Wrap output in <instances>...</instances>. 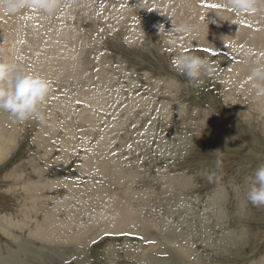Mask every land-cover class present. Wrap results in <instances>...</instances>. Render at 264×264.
Instances as JSON below:
<instances>
[{
  "label": "rangeland",
  "instance_id": "1",
  "mask_svg": "<svg viewBox=\"0 0 264 264\" xmlns=\"http://www.w3.org/2000/svg\"><path fill=\"white\" fill-rule=\"evenodd\" d=\"M78 1L48 13L61 48L42 0L0 10V264H264V116L226 77L243 54L173 32L188 9L255 34L264 0ZM106 193L146 231L84 233Z\"/></svg>",
  "mask_w": 264,
  "mask_h": 264
},
{
  "label": "bare ground",
  "instance_id": "2",
  "mask_svg": "<svg viewBox=\"0 0 264 264\" xmlns=\"http://www.w3.org/2000/svg\"><path fill=\"white\" fill-rule=\"evenodd\" d=\"M25 2V1H24ZM27 2V1H26ZM42 2H43V6H44V8H45V11H46V13L48 14V13H52V10L54 9V8H56V10L59 8V10H61V12L62 11H65V8H63L62 6H64L61 2H60V0L58 1V0H42ZM68 3L67 4H65L66 6L69 4V1H67ZM123 2V0H119L117 3L119 4H121ZM58 3V4H57ZM126 2L124 1V4H125ZM3 4V3H2ZM25 4V3H24ZM4 5V4H3ZM13 5H14V3L12 2V0H7V1H5V8H10V7H13ZM88 4H86V3H84V5H82V1L81 2H79L78 0H75V2H74V6H75V8L77 9V11L78 10H81L83 7L85 8L86 6H87ZM89 5H90V3H89ZM15 6V5H14ZM72 6V5H71ZM3 6H1L0 7V10H5V8H4ZM90 7H91V5H90ZM123 7V6H122ZM74 8V7H73ZM63 9V10H62ZM184 10H185V8H183ZM67 10V9H66ZM68 10H72L71 8H68ZM201 11V10H200ZM76 12V11H75ZM126 12V11H125ZM211 12V11H210ZM50 13V14H51ZM67 13H70V12H67ZM189 14V12H188V9H187V11H185V12H183V14H182V16H180V21L178 22L179 24H180V26H178V30L177 31H173V32H176L177 34H176V37L179 39V42H181V43H186L187 42V39H189L190 37H192L193 35H194V37L193 38H196L197 37V39L200 41V43L203 45H205V46H209V48H213L212 47V45L213 44H217V43H219V39H221V37H222V39H226L227 41L229 40V43H231L230 44V49L228 50L231 54H233V55H236V54H238V53H242L243 55H242V58L240 59V58H237L238 60H237V63L238 64H234L236 67L235 68H233V70L230 72V73H228L229 74V76L227 75L226 77L228 78H230V80L229 81H233V84H236L237 83V85L239 84V85H245L246 86V88L249 90V91H252V93L253 92H257L258 93V95L256 96V98H255V102L257 103V107H258V109H259V111H260V114H262V116H264V79H263V77H262V75L263 74H261V72H262V70H261V72H259V70H257L256 68H258L259 66L261 67L262 66V68H263V71H264V61H263V63H260V62H262V60L263 59H261L260 57H262V58H264V21H261V19L258 17V16H255V17H251L253 20H252V23H254L253 24V26H255L256 27V33L255 34H249L250 33V31L248 32V31H240V32H238L237 34H234V35H236V38L234 37V39H231L232 37H228V35L230 34V30L232 29L233 30V28H232V24H224V22L222 21V20H220V21H222L223 22V24L222 25H219L220 24V22H219V24H218V22H217V25L215 26V25H213V22L214 21H212L211 23H212V25H213V27H211V26H209V25H207L206 24V20H210V18H211V15H207L206 14V17H204L205 18V23H202V24H199V22H195V23H193V25H191V20H190V18H191V13L189 14V15H187V14ZM206 13V12H205ZM212 13V12H211ZM59 14V13H58ZM58 14H56L55 15V13L54 14H52V15H47L46 17V21L45 20H43L42 19V25H43V27H45L44 25H45V23L47 24L48 23V21H49V23H50V26L52 27L53 26V20H56L55 19V17H57V15ZM208 14H210V13H208ZM67 15V14H66ZM205 15V14H204ZM221 15V14H220ZM201 16V15H200ZM4 17V16H3ZM20 19H18L17 20V22L19 21V24H20V26L21 27H28V26H30V27H34L35 26V24H38L37 26H35L37 29L36 30H39L40 28V25H41V21L39 22V23H36L35 22V19H33V18H31V16H28V15H26V16H22V17H19ZM27 18H29V19H27ZM54 18V19H53ZM59 18V17H58ZM61 18V17H60ZM216 18V17H215ZM224 18V17H223ZM245 18V17H244ZM3 19V18H2ZM192 19V18H191ZM203 19V18H202ZM5 20V19H4ZM212 20H213V18H212ZM218 19H217V21H219ZM60 21V20H59ZM63 21H64V17H63ZM227 21H229V18H228V20ZM226 21V22H227ZM210 22V21H209ZM231 22V21H230ZM250 22V21H249ZM35 23V24H34ZM227 23H229V22H227ZM231 23H233V22H231ZM214 24H215V22H214ZM251 24V23H250ZM55 25H57V26H53L52 28L53 29H57V31H56V33L55 34H52V35H54L55 37H57V41H56V45H55V47H60L61 48V45L65 42L66 44H69V42H71V40L73 39V38H71L70 37V34H69V31H67V32H62L61 30H60V26H58V23L56 24L55 23ZM137 25V24H136ZM195 25V26H194ZM72 27V26H71ZM211 27V28H210ZM252 27V26H251ZM235 28V27H234ZM45 29V28H44ZM43 30V29H42ZM51 30V29H50ZM239 30H241V29H239ZM238 30V31H239ZM39 31H41V30H39ZM234 31V30H233ZM168 32L169 33H171V31L170 30H168ZM234 33V32H233ZM232 33V34H233ZM171 34H173V33H171ZM173 35H175V34H173ZM223 36H225V37H223ZM38 37V36H37ZM8 39V38H7ZM232 40L234 41V42H232ZM226 41V42H227ZM239 41H243L242 42V44H243V46L241 47L242 48V50L240 51L239 50V48H238V46H236V44H237V42H239ZM236 42V43H235ZM66 44H63V45H66ZM239 44V43H238ZM59 45V46H58ZM52 47V46H51ZM63 48V47H62ZM72 48V47H71ZM66 49V48H65ZM43 50V49H42ZM215 51H216V49H215ZM42 53V52H41ZM69 53V52H68ZM67 52H66V54H68ZM80 54V53H79ZM39 55V54H38ZM76 55V54H75ZM62 57V56H61ZM69 57H71V58H74V55L72 54V55H70L69 56V54H68V57H66V58H64L63 59V62L65 63V65H66V68L67 69H72V70H74V67H75V71H77V70H79L78 68H80V66L77 64V63H75V64H73L70 60H72V59H70ZM79 57H80V55H79ZM78 58V57H77ZM251 58H253V59H255L254 60V62H255V64H254V66H252V60L253 59H251ZM49 59V58H48ZM76 59V58H75ZM259 59V60H258ZM74 60V59H73ZM14 61V60H13ZM75 62V61H74ZM77 62V61H76ZM81 63V62H80ZM82 69V68H81ZM255 69V70H254ZM79 71H77V73H78ZM80 77V76H79ZM227 78H226V80H227ZM224 79V78H223ZM231 79H233V80H231ZM79 81V80H78ZM87 81V80H86ZM85 81V82H86ZM225 81V80H224ZM82 84V83H81ZM83 87V86H82ZM238 89V88H237ZM236 90V89H235ZM72 95V94H71ZM22 102V104H26L27 103V101L26 100H22L21 101ZM7 146V145H6ZM2 150H3V148H2ZM1 150V151H2ZM0 151V155H3V151L1 152ZM93 154V153H92ZM92 154L91 155H89V156H92ZM88 156V157H89ZM92 158H94V157H92ZM96 159H98V157H95ZM87 159V158H86ZM95 160V159H94ZM104 160V159H103ZM103 160L101 159V161H99V159H98V162H103ZM84 162H86V161H84ZM91 162V161H90ZM97 161H95V163H96ZM91 164V163H90ZM90 166V167H89ZM85 167L86 168H88L89 170L88 171H90L91 170V168H92V165H85ZM99 168H100V170L102 171V172H104V174H105V170H104V167L103 166H101V165H99L98 166ZM85 171V170H84ZM108 175H104L103 176V178H105V177H107ZM102 187V186H101ZM106 190V189H105ZM107 191V190H106ZM108 192V191H107ZM107 194V193H106ZM111 193H108L107 195H110ZM110 197V198H109ZM109 197H107V198H104V199H107V200H104V201H106V204H105V208H104V217H100V219H99V217H98V215H97V217H94V218H90L89 219V221H90V223H88L87 224V230H88V232H84V233H91V231H93V230H91L90 231V228H92L94 225H97L98 223H100L96 228H98V227H100V228H98V230H101V229H103L104 230V228H107V225L109 224H111V222H112V220L113 219H115V216H116V226L118 225V226H122V227H124V226H126L127 224H128V222L130 223H132L133 225V227H138V228H140L141 229V231L142 232H145L146 231V228H145V225H140V221L138 220L137 221V219L136 218H132L131 219V221L130 220H128L129 219V216H128V214L125 212L126 211V208L124 209L123 208V205H122V203L120 204V203H117L116 201H115V199L110 195ZM99 202H102V198H101V201H99ZM98 202V203H99ZM97 203V205H99ZM102 204V203H101ZM97 208H100L99 206L97 207ZM131 208V207H130ZM92 209V208H91ZM95 209H96V207H95ZM101 209V208H100ZM131 210H133L132 208H131ZM127 211H129V209L127 210ZM95 212V211H94ZM96 212H98V211H96ZM99 212H100V210H99ZM126 213V214H125ZM117 214V215H116ZM131 218V217H130ZM93 219H94V222H95V220H96V222H95V224H93L92 222H93ZM71 234V233H70ZM69 234V235H70ZM80 233H78V234H72V236H71V238H73V239H76V238H78L80 235H79ZM87 235V234H86ZM86 235H83V236H86Z\"/></svg>",
  "mask_w": 264,
  "mask_h": 264
}]
</instances>
